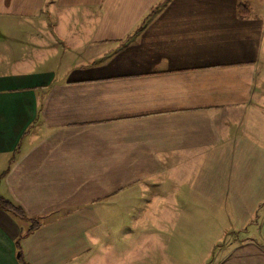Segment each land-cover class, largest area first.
I'll return each instance as SVG.
<instances>
[{
  "label": "crops",
  "instance_id": "0c3cea01",
  "mask_svg": "<svg viewBox=\"0 0 264 264\" xmlns=\"http://www.w3.org/2000/svg\"><path fill=\"white\" fill-rule=\"evenodd\" d=\"M251 1L241 16L239 0H0V35L32 41L0 62V195L41 220L21 237L0 207V264H144L179 224L187 261L264 264ZM174 204L195 210L182 222Z\"/></svg>",
  "mask_w": 264,
  "mask_h": 264
},
{
  "label": "rangeland",
  "instance_id": "374dc122",
  "mask_svg": "<svg viewBox=\"0 0 264 264\" xmlns=\"http://www.w3.org/2000/svg\"><path fill=\"white\" fill-rule=\"evenodd\" d=\"M246 1V0H242ZM260 0H252L251 7L254 9V12H259V7L263 4ZM1 21L2 28L9 27L7 21ZM10 31L9 28H6ZM25 29L24 27L17 26V31L11 33L10 35H0V62L3 64V67L6 65L14 62L16 59H21L24 57L25 47L29 45L30 37L21 33V30ZM5 32H8V31ZM13 60V61H12ZM47 62V61H46ZM264 85V76L263 81ZM176 209L179 210L181 214L180 220L182 222L187 221L185 217L186 212L194 211L195 208L192 204H174ZM109 223L108 225H110ZM146 224H151L146 222ZM113 226V224H112ZM120 230L114 232L113 239L115 242L119 241ZM160 235L162 236V240L165 238L164 242H162L161 248V255L158 259H153L152 255L153 252L148 250L146 247L145 256L143 258L144 264H195V261H187L192 257L190 251L186 250L184 245L186 244L185 241H188V235L184 229L183 224H179L176 229H172L170 225L167 226L166 229H162L160 231ZM150 236L146 235L145 242L148 243V239ZM159 261H161L159 263ZM141 264V263H139Z\"/></svg>",
  "mask_w": 264,
  "mask_h": 264
},
{
  "label": "trees",
  "instance_id": "16d2710c",
  "mask_svg": "<svg viewBox=\"0 0 264 264\" xmlns=\"http://www.w3.org/2000/svg\"><path fill=\"white\" fill-rule=\"evenodd\" d=\"M240 2L238 3V11L240 13L241 16H246L249 14L250 10L248 7V3L249 0L246 1H242L239 0ZM0 207H2L3 209H7L10 210L16 217L17 219L25 224V229H23V233L21 235V237H23L24 235H28L30 232L34 231L41 223V220L38 219H27L21 212H18L13 205L6 201L1 195H0Z\"/></svg>",
  "mask_w": 264,
  "mask_h": 264
}]
</instances>
